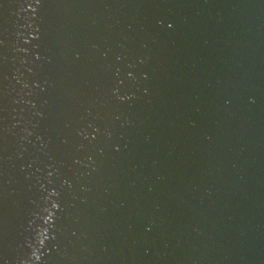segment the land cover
Segmentation results:
<instances>
[{
    "label": "water",
    "instance_id": "95a60500",
    "mask_svg": "<svg viewBox=\"0 0 264 264\" xmlns=\"http://www.w3.org/2000/svg\"><path fill=\"white\" fill-rule=\"evenodd\" d=\"M0 264H264V0H0Z\"/></svg>",
    "mask_w": 264,
    "mask_h": 264
}]
</instances>
